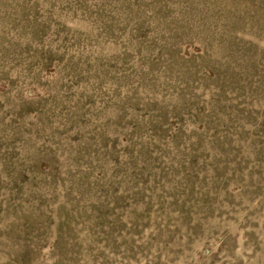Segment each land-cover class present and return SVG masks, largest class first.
Segmentation results:
<instances>
[{"label": "rangeland", "instance_id": "rangeland-1", "mask_svg": "<svg viewBox=\"0 0 264 264\" xmlns=\"http://www.w3.org/2000/svg\"><path fill=\"white\" fill-rule=\"evenodd\" d=\"M0 264H264V0H0Z\"/></svg>", "mask_w": 264, "mask_h": 264}]
</instances>
